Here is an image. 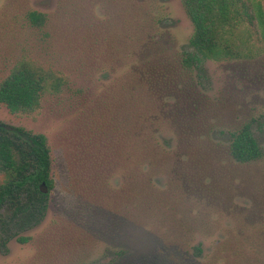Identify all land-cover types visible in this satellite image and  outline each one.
I'll return each instance as SVG.
<instances>
[{"label": "rangeland", "instance_id": "1", "mask_svg": "<svg viewBox=\"0 0 264 264\" xmlns=\"http://www.w3.org/2000/svg\"><path fill=\"white\" fill-rule=\"evenodd\" d=\"M193 31L182 0H0V80L21 64L60 78L32 112L0 104V122L46 137L54 182L44 218L0 246V264L161 251L264 264L263 43L192 61ZM245 125L261 154L238 162L231 133Z\"/></svg>", "mask_w": 264, "mask_h": 264}, {"label": "trees", "instance_id": "2", "mask_svg": "<svg viewBox=\"0 0 264 264\" xmlns=\"http://www.w3.org/2000/svg\"><path fill=\"white\" fill-rule=\"evenodd\" d=\"M182 3L194 28L190 40L193 51L187 53L189 60L198 61L200 55L214 59L253 57L255 51L247 48L251 37L263 43L259 51L264 49V0H182ZM50 83L58 85L60 78L40 67L21 64L0 80V104L12 112H32L39 106L45 84ZM229 153L238 162L260 157L248 125L231 133ZM0 171L4 175L0 183V246H4L46 214L54 186L46 137L0 122ZM195 249L200 251L199 247ZM162 252L160 258L151 254L131 264L194 262L182 253L170 259Z\"/></svg>", "mask_w": 264, "mask_h": 264}]
</instances>
